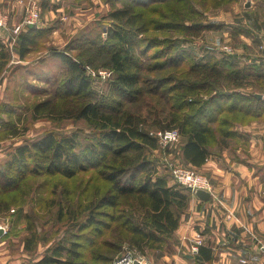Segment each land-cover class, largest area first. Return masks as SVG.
<instances>
[{"label":"trees","instance_id":"16d2710c","mask_svg":"<svg viewBox=\"0 0 264 264\" xmlns=\"http://www.w3.org/2000/svg\"><path fill=\"white\" fill-rule=\"evenodd\" d=\"M105 1L111 6L104 17L109 22L106 38L90 30L63 50H52L51 57L66 66V74L61 83H52L57 86L47 90L46 100L31 105L34 118L84 120L92 130L86 135L88 142L79 145L75 132L48 131L17 146L0 164V211L16 203L30 175L71 179L91 172L105 183L80 211L86 216L80 230L92 227L99 240H84L78 233L73 240L64 235L34 264H92L83 258L84 241L107 249L94 258L105 264H113L124 243L141 255L168 248L191 191L169 184L157 171L152 151L159 145L147 129L178 130L184 139L180 146L184 161L198 167L223 149L235 152L239 141L245 143L235 126L264 115V98L256 96L264 92L262 65L236 66L226 56L216 55L220 51L206 49L195 56L181 47L215 27L204 23V9L236 0ZM116 2L121 5L115 6ZM261 3L264 11V0ZM51 29L27 25L13 45L18 60L26 61L39 41L48 40ZM42 48L48 52L50 46L44 43ZM75 49L79 52L71 54ZM11 59L0 39V78ZM84 63L113 71L108 95L98 97L91 89ZM35 89L28 86L29 91ZM42 92L45 89L37 93ZM8 105L1 103L0 112L12 113ZM7 194L14 195L10 202L2 200ZM32 238L25 241L27 251L39 242L38 236Z\"/></svg>","mask_w":264,"mask_h":264},{"label":"rangeland","instance_id":"374dc122","mask_svg":"<svg viewBox=\"0 0 264 264\" xmlns=\"http://www.w3.org/2000/svg\"><path fill=\"white\" fill-rule=\"evenodd\" d=\"M18 1L24 2L21 15L20 13L17 14L16 20L14 19L17 24L23 26L19 33L26 27L22 24V19L26 7L32 1H36L40 6V19L36 26L43 22V28L52 29L48 40L39 41L37 49L35 48L27 55L26 61H19L17 54L14 53L13 45L16 43L19 33L12 34V30H10L11 36L15 38L14 41L9 40L11 44H7L12 53V59L7 64L4 74L1 75L0 83L2 81L7 82L11 87H7L4 97L0 98V104L9 103L8 108L11 109L12 113L0 112V147L2 146L0 150H3V154H0V164L7 159L8 153L13 152L17 146L34 141L48 131H54L58 135L75 132L78 134L79 145L88 142L87 137L92 130L89 129L84 120L60 119L59 116L49 118L44 115H42L43 117L34 118L31 105L46 100L50 96L47 90L57 86V84L52 83H61L66 74V66L60 60L51 57V51L63 50L66 44L76 38L78 34L90 30L93 33H99L100 37L105 39L109 22L104 17L111 9L110 4L105 0ZM247 1L236 0L232 3L228 2L229 4L225 3V6L212 8L210 6L204 9V23H212L215 27L203 31L199 37L186 41L181 47L197 52V54H194L195 56H201L202 49H207L209 52L216 54L217 48H220V54L216 55H224L228 60H231V55L234 54L232 45L238 44L241 50L239 51L240 55L237 53L239 60H231L233 64L245 60L244 64L251 65L256 64L254 60L258 59L259 65L263 62L262 66L264 67V11L261 9L263 3H261V0H251V6L246 8ZM120 5V2H116L115 6ZM45 7H47V10ZM195 7L198 10L200 9L198 5H195ZM256 18L258 21H256ZM95 25L99 26L95 29L93 28ZM237 27L238 29H236ZM250 29L253 33H250ZM257 29H259V33H256ZM236 30L244 32L242 35L245 37L249 34L253 35V38L247 37L248 41H251L248 47L249 52L241 48L244 41L236 40L237 42H234L232 40L233 35L237 33ZM93 33L90 36L94 35ZM230 33H232V36H230ZM220 41L223 43H220ZM44 43L46 46H50L48 52L44 50L45 48H42ZM256 45L260 47L258 48ZM154 50L155 48L151 49L147 54L149 55ZM77 52H79V49H75L71 54ZM247 57L252 58L253 63H250ZM239 66L242 65L239 64ZM82 67L91 79V89L96 95L98 97L102 94L108 95L109 85L113 79V71L108 67L93 66L87 63H84ZM90 70L96 76H91ZM99 72L102 73V75H99L100 79L97 76ZM102 76L106 77L103 78ZM30 84L34 88L36 87L35 91L28 90ZM4 86L0 89L1 95L4 94ZM41 89H45V93H37ZM88 99L90 100V97ZM139 126L146 129L145 124ZM155 130L154 128H148L149 136H152L150 133H154ZM183 140L180 135L179 142L174 147L166 149L158 143L159 146L152 151L157 171L166 175L169 184H171L170 181L176 183L170 166L182 165L196 169L184 161L180 148ZM239 142L242 143L237 147H244L246 144L243 143L244 141ZM102 184L105 185L102 180H95L91 172L79 173L71 179L63 178L60 175L28 176L24 180L21 197L18 196L16 203L11 205L9 209L0 211V226L4 229V234L0 237L3 241V244L0 245V264H34L47 254L46 250L48 248L56 245L57 239L64 237V235L66 238L73 240L75 238L74 234L78 233L85 236L84 240L88 238L91 240L92 238L95 242L98 238L94 235L95 232L92 227L80 230L84 226L86 218L85 213L80 211L90 202L92 197L101 193L104 188ZM191 193L194 194L193 191ZM13 196V194H7L2 200L10 202ZM66 209L70 210H67V212ZM73 211H77L74 216L69 213ZM71 217H75V220ZM33 236H38L39 242L35 249L27 251L25 241L33 239ZM94 242L90 244L88 241H84L83 258H90L92 264H105L94 258L96 255H100L101 251L107 249L102 248L99 244L94 245ZM128 250H131L134 255L139 254V251L135 248L124 243L121 251L117 253V257L113 260V264L118 258L127 254ZM93 252H96V254H93Z\"/></svg>","mask_w":264,"mask_h":264},{"label":"crops","instance_id":"0c3cea01","mask_svg":"<svg viewBox=\"0 0 264 264\" xmlns=\"http://www.w3.org/2000/svg\"><path fill=\"white\" fill-rule=\"evenodd\" d=\"M23 3L18 0H0V10L10 16L8 29H0V39L6 45L11 44L10 30L17 25L14 19L17 14L21 15ZM43 26L41 22L39 27ZM236 32L239 34L235 33L232 40L244 41L241 48L249 52L251 41L247 37L253 35L245 37L242 35L244 32ZM250 33H253L252 29ZM232 47L234 54L231 60H239V45L234 44ZM217 49L221 52L220 48ZM205 50L202 49L200 55ZM247 60L253 63L252 58L247 57ZM257 60L254 63L259 65ZM244 63L245 60L235 65H247ZM3 86L4 94L1 95L0 90V98L4 97L7 87H11L2 81L0 89ZM261 95L264 98V93ZM235 128L245 136L244 147H236L235 152L223 149L220 154L210 155L202 165L195 167L212 183L209 198L203 201L191 193L188 208L174 232V243L168 248L147 252L143 255L146 261L151 264H264V251L261 249L264 245V115L244 125L237 124ZM0 154H3V150H0ZM228 212L234 215V219L227 217ZM197 238L201 239V250L199 252L198 249V254L194 255L191 247Z\"/></svg>","mask_w":264,"mask_h":264},{"label":"built area","instance_id":"2783aa9c","mask_svg":"<svg viewBox=\"0 0 264 264\" xmlns=\"http://www.w3.org/2000/svg\"><path fill=\"white\" fill-rule=\"evenodd\" d=\"M40 19V6L36 1H32L25 9L24 16L22 19V24L25 26L30 25H37ZM8 23H9V17L8 14L0 10V29L7 30L8 29ZM21 24H17L13 26L12 28V34H18L21 29ZM11 41H14V36H11ZM11 43V42H10ZM101 72V71H100ZM98 73V78L101 77L99 75H102V73ZM110 73V72H109ZM91 76H96V74L90 70ZM105 78L106 76H102ZM108 77V76H107ZM150 135L154 136L157 140L160 146L165 147L166 149H170L174 147L177 142H179L180 134L177 130H155L154 133H150ZM172 170V176L174 178V181L177 184H180L191 191H195L197 189H202L205 191H212V184L210 180L203 175L202 173H199L196 169L191 167H186L182 165H176V166H170ZM227 217L230 219H234V215L230 212H228ZM1 227V226H0ZM201 245V239H195L194 244H192L191 251L193 254H197L199 246ZM261 249L264 251V245L261 247ZM127 254L121 256L114 262V264H134V262H137V264H151L150 262L146 261L143 256L140 254H132L131 250H128L126 252Z\"/></svg>","mask_w":264,"mask_h":264},{"label":"water","instance_id":"95a60500","mask_svg":"<svg viewBox=\"0 0 264 264\" xmlns=\"http://www.w3.org/2000/svg\"><path fill=\"white\" fill-rule=\"evenodd\" d=\"M251 6V0L247 1L246 8H249ZM257 97L261 98V94H256ZM194 194L200 199V200H207L210 196V193L202 190V189H197L194 191ZM4 234V229L0 227V237ZM134 264H137V262H134Z\"/></svg>","mask_w":264,"mask_h":264}]
</instances>
